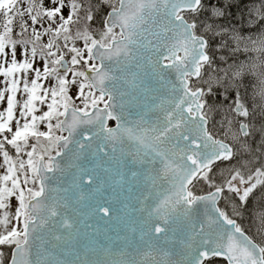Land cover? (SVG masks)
Here are the masks:
<instances>
[{
    "label": "snow or ice",
    "instance_id": "6c2138e0",
    "mask_svg": "<svg viewBox=\"0 0 264 264\" xmlns=\"http://www.w3.org/2000/svg\"><path fill=\"white\" fill-rule=\"evenodd\" d=\"M0 264H264V0H0Z\"/></svg>",
    "mask_w": 264,
    "mask_h": 264
},
{
    "label": "water",
    "instance_id": "95a60500",
    "mask_svg": "<svg viewBox=\"0 0 264 264\" xmlns=\"http://www.w3.org/2000/svg\"><path fill=\"white\" fill-rule=\"evenodd\" d=\"M110 123L113 124L111 127H115V122L114 121H111Z\"/></svg>",
    "mask_w": 264,
    "mask_h": 264
},
{
    "label": "flooded vegetation",
    "instance_id": "af4514ba",
    "mask_svg": "<svg viewBox=\"0 0 264 264\" xmlns=\"http://www.w3.org/2000/svg\"><path fill=\"white\" fill-rule=\"evenodd\" d=\"M217 259H219V258H217Z\"/></svg>",
    "mask_w": 264,
    "mask_h": 264
},
{
    "label": "trees",
    "instance_id": "16d2710c",
    "mask_svg": "<svg viewBox=\"0 0 264 264\" xmlns=\"http://www.w3.org/2000/svg\"><path fill=\"white\" fill-rule=\"evenodd\" d=\"M246 2H247V0H246Z\"/></svg>",
    "mask_w": 264,
    "mask_h": 264
}]
</instances>
